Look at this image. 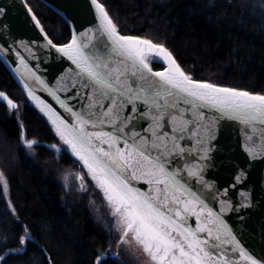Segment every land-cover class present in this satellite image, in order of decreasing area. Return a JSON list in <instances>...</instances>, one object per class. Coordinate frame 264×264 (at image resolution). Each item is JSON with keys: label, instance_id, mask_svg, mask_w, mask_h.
<instances>
[{"label": "snow or ice", "instance_id": "6c2138e0", "mask_svg": "<svg viewBox=\"0 0 264 264\" xmlns=\"http://www.w3.org/2000/svg\"><path fill=\"white\" fill-rule=\"evenodd\" d=\"M20 3L40 39L12 36L0 6V59L16 65L54 142L30 137L20 103L3 91L0 103L17 115L27 154L47 148L79 169L64 176V186L71 175L106 237L92 264H264V93L196 78L165 41L122 28L107 0H86L92 21L83 30L64 16L63 40L48 33L28 0ZM49 59L52 79L41 67ZM230 128L242 153L221 144ZM219 167L230 170L226 184L209 178ZM10 193L0 169L12 225L0 233V264L30 245L46 251Z\"/></svg>", "mask_w": 264, "mask_h": 264}, {"label": "trees", "instance_id": "16d2710c", "mask_svg": "<svg viewBox=\"0 0 264 264\" xmlns=\"http://www.w3.org/2000/svg\"><path fill=\"white\" fill-rule=\"evenodd\" d=\"M28 4L50 35L67 39L69 27L38 0ZM120 26L167 43L182 66L196 78L264 93V0H107ZM0 91L22 105L19 118L30 137L54 142L50 125L31 105L0 59ZM18 117L0 103V169L11 184V203L45 249L30 245L9 264H92L104 231L86 204L68 206L53 166L73 164L55 159L47 148L29 155L19 146ZM0 196V233L12 225ZM50 257V259H46Z\"/></svg>", "mask_w": 264, "mask_h": 264}, {"label": "water", "instance_id": "95a60500", "mask_svg": "<svg viewBox=\"0 0 264 264\" xmlns=\"http://www.w3.org/2000/svg\"><path fill=\"white\" fill-rule=\"evenodd\" d=\"M38 1H41L46 6L53 9L62 18L64 16L74 18L76 25L79 26L81 30L91 26L92 17L83 8V5L85 4L86 0H38ZM0 6H3L8 10V15L4 22L10 26L12 36L20 39H24L26 41L40 39L38 30L34 29L31 24L26 23L25 11L24 8L21 6L20 0H0ZM41 43H43L42 40ZM1 61L4 62L3 59H1ZM33 63L35 62L33 61ZM52 63H53L52 60L49 59L47 64L41 65V67L48 69L43 73V75L48 79H52V72H51ZM55 63L59 64L60 61H55ZM4 64L7 67L8 71L12 73L14 80L16 81L17 84H19L22 92L26 96V92L23 90V82L20 80L19 76L15 71L16 65H12L10 63H5V62ZM21 71H23V69H21ZM28 83L32 87H37L33 85L31 81H28ZM38 94L45 97L47 96L45 92H41L39 90H38ZM47 98L49 102L52 103L53 106L57 108V110L63 111L62 109H59V106L56 104L54 100L51 99V97H47ZM29 102L31 105L35 106L34 104L31 103V101ZM221 144L230 147L233 150L232 152L233 155L237 153H242V150L236 148L235 128H230L226 130L225 136L222 139ZM219 155L222 157L224 153L222 152ZM260 171L261 169L259 166L257 167V169L253 170L251 176V180L253 182H255V180L257 179V176L260 174ZM209 178L215 179L216 181H218L219 184H226L228 181L232 179L230 170L225 169L223 167L210 170ZM252 186L253 185H249V187ZM239 187L242 190L244 189V185H239ZM256 192L259 194L260 189L256 188Z\"/></svg>", "mask_w": 264, "mask_h": 264}, {"label": "rangeland", "instance_id": "374dc122", "mask_svg": "<svg viewBox=\"0 0 264 264\" xmlns=\"http://www.w3.org/2000/svg\"><path fill=\"white\" fill-rule=\"evenodd\" d=\"M21 108H22V105H21ZM55 159L58 161L57 157H55ZM52 169H53V174L55 176V180L57 181V183L61 187V189L64 190L63 201L65 202V204L68 206H71V205L76 206L77 204H81L82 202H84L86 204L89 212H91L93 220L104 231L103 224L101 222H98L95 211L93 209H91L87 203V199H88L87 196L85 195L83 197V199H81L80 198L81 194H79L75 191V182H74L73 177L71 175L68 176L67 187L64 186L65 185L64 176L68 173H75V172L79 171V169L74 164H69L68 166H66V165L65 166L64 165L56 166L55 165V166H53Z\"/></svg>", "mask_w": 264, "mask_h": 264}]
</instances>
